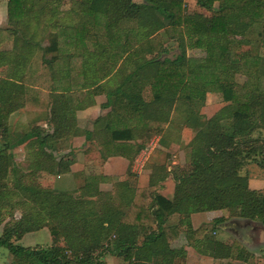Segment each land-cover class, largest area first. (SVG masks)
Returning <instances> with one entry per match:
<instances>
[{
	"label": "trees",
	"instance_id": "16d2710c",
	"mask_svg": "<svg viewBox=\"0 0 264 264\" xmlns=\"http://www.w3.org/2000/svg\"><path fill=\"white\" fill-rule=\"evenodd\" d=\"M62 1L7 0L13 26L0 28V33L12 36V47L0 49V66H6L0 79V134L8 129L10 113L23 106L31 83H39L31 61L39 48L40 61L50 69L51 81L46 83L53 91L49 128L34 123L18 139L35 135L42 146L27 159L24 173L68 171V152H54L78 134L105 145L100 157H126L128 167L114 176L116 200L99 188L105 175L95 172L84 175L75 191L38 187L17 179L22 173L13 165L15 144L1 143L0 223L13 188L33 204L5 225L0 245L21 264H101L94 257L97 248L102 254L122 256L127 264H175L177 259L185 264L184 246L171 245L180 230L168 223L173 213L238 206V216L264 225V191L249 187L241 173L246 159L256 153L264 168V54H252L250 49L264 48V0H195L209 14L187 12L184 0H68L65 9ZM254 26L259 30L253 41L247 32ZM38 29L50 34L48 44L36 39ZM160 30L180 39L173 56L167 54ZM100 44L109 49L103 59L98 58ZM188 45L203 48L205 55H188ZM48 52H53L49 58ZM151 53L156 55L147 58ZM84 62H94L100 78L89 90L81 89ZM125 64L132 67L125 69ZM236 73L245 76L243 82L236 80ZM56 75L60 78L54 81ZM207 90H217L225 102L210 116L194 105ZM100 91L106 95L101 106L109 109L95 118L93 129H81L75 111L84 105L86 95ZM173 115L181 119V126L194 129L187 140L185 165L172 170L155 163L158 170H150L147 185H131L129 177L135 174L131 164L144 146L143 134L162 132L159 141L168 144L162 136L173 125ZM168 174L174 180L172 197L158 189ZM224 219L216 216L187 229V244L200 254L243 257L246 249L241 244L213 234ZM42 224H48L52 234L60 233L70 246L77 240L84 245V254L72 258L61 244L27 249L12 241Z\"/></svg>",
	"mask_w": 264,
	"mask_h": 264
},
{
	"label": "rangeland",
	"instance_id": "374dc122",
	"mask_svg": "<svg viewBox=\"0 0 264 264\" xmlns=\"http://www.w3.org/2000/svg\"><path fill=\"white\" fill-rule=\"evenodd\" d=\"M135 1H142V0H135ZM63 3L61 4V8L65 9L68 8L70 5V2L68 0H63ZM7 0H0V28L5 29L7 27H11V23L8 20L7 16ZM184 9L187 10V12H191L193 10H199L206 14H209V11L205 8L199 7L196 4L195 0H184ZM259 26H254L249 32H247V36L251 38L253 41L257 37V31L259 30ZM40 29V28H39ZM37 30L35 33L36 39L39 40L41 44H48L50 40V34L45 30ZM6 30V29H5ZM31 30H29L30 32ZM0 33V49H10L12 47V36L8 35V33ZM162 35V42L167 48L169 49L168 55L173 56L175 53L178 52V44L180 39H178L175 35H168L163 30L159 31ZM239 36V35H236ZM245 36V34H244ZM259 36V35H258ZM37 41V40H36ZM38 42V41H37ZM244 48L249 47L248 45H244ZM35 48V46H34ZM252 54H256L257 51L264 54V48L259 47L256 48L254 45L250 47ZM105 53H108V48L104 49ZM40 50L39 48L34 49V54L31 58V61H35L36 69L34 70L33 74L37 77L36 82L39 83H31L30 91L27 92L26 95V102L30 101L32 98V94L38 93V92H45L42 98V106L43 104H47L48 100V91L50 90L48 87V84L46 83L47 78H49L50 75V69L48 68V65L44 62L40 61ZM186 53L190 56H204L205 50L201 47H194L191 45H188L186 47ZM53 54V52L46 53V57H50ZM156 55V53L148 54L146 57H152ZM141 60V59H140ZM139 60V61H140ZM30 61V62H31ZM125 69H130L132 66H126ZM6 71V66L2 65L0 67V77L4 75ZM235 78L238 82H243L245 79V76L240 73H236ZM1 79V78H0ZM41 83V84H40ZM49 83V82H48ZM44 96L47 97L44 99ZM50 101V100H49ZM48 101V105H49ZM33 102V101H32ZM32 102H30L32 104ZM225 102L222 100V95L217 90H207L205 92L204 99H196L194 102V105L198 108L199 111L203 112L206 116H210L212 113H214L218 108H220ZM41 106V107H42ZM102 107V106H101ZM103 110L101 111L102 114H105L106 111L109 109L108 107H103ZM33 110V109H31ZM45 112H47L45 108ZM44 113V110H43ZM43 113H38L41 116H43ZM37 114V115H38ZM13 119L8 121L10 122V125L8 126V129L6 132L0 134V144L6 141L14 142L15 146L11 149V152H13V165L17 166L18 171L20 170L22 175L17 176V179L20 180L22 183L30 184L33 186L38 187H47L52 188L55 190L60 191H75L78 189V187L82 184L83 176L86 174H89L91 172L82 171L80 174H75L74 179L75 181L67 182L65 180V183L63 185L60 184L58 187H48L45 186L46 184L51 185L52 179L51 176L48 174L49 172H45L46 175L50 176V179L45 182V174L42 171L35 170V172L32 174L30 172L23 171L24 166L27 165L28 160L25 159V154L28 155L31 153H34L36 151H39L42 146L40 145L37 137L35 135H31L27 137L28 139L26 142L29 143L30 141L32 144L26 145H18L21 141H18V139L23 135L24 132L28 131L34 124V122H24V116L21 113H18V115H15ZM21 118H18V117ZM27 117L33 118V113L28 114ZM46 118V113L45 116ZM15 118V119H14ZM181 119L177 118L175 115L172 116V123L173 125H169L168 129L165 128L164 132H167L165 137L162 136V138H165V141L168 142V144L162 145L160 143V138L162 135V132L150 130V132H147L146 134H143V141H145L144 146L142 149H140L136 155L133 157L131 169L136 172L137 176H133L131 185H135L137 187L139 186H145L148 184V179L146 177V174L144 173V168L147 166L150 167V170L155 172V170H158V168L155 169V163L164 164L167 169H176L177 165H185V159H186V151H187V140L193 135L194 129L191 127H185L181 126L180 124ZM175 122V123H174ZM93 127L92 129L94 128ZM44 128H49L48 126H45ZM152 131V132H151ZM256 134V132H255ZM262 134L264 136V130H262ZM25 139V140H26ZM31 139V140H30ZM95 139V138H92ZM167 139V140H166ZM30 140V141H29ZM96 140V139H95ZM95 140H89V143L85 146V148H90L91 150L95 151V154L100 156V151H105V145L100 147V144H98ZM29 141V142H28ZM67 140L64 141L66 143ZM18 142V143H17ZM68 143V142H67ZM34 147H37L34 150ZM258 153L254 154L252 157H249L246 159L242 169L241 173L245 174L248 178V186L251 188L260 189L261 191H264V168L259 165V155ZM92 157V156H91ZM89 157V158H91ZM99 160V159H98ZM75 162V161H74ZM73 162V163H74ZM100 162V160H99ZM127 162V161H126ZM72 163V162H71ZM94 163H98V161H94ZM75 165V164H74ZM143 165V166H142ZM76 166V165H75ZM124 166V165H123ZM122 166V167H123ZM96 167V166H95ZM128 167V164H127ZM97 168H100L97 166ZM96 168V169H97ZM155 169V170H154ZM88 170L90 171V168L88 167ZM71 171V165L70 169L65 172ZM126 171V170H125ZM61 172V173H65ZM96 172V171H94ZM150 172V171H149ZM31 174V175H29ZM44 174V175H40ZM59 174V173H56ZM101 174V173H100ZM99 174V175H100ZM149 174V173H148ZM156 174V173H155ZM33 175V176H32ZM140 175H143V178H140ZM115 175L109 174L105 175L104 178L99 183V188L106 190V197L111 200H116L117 198V192L116 187L113 186V179ZM11 178L8 177L6 179L7 183L11 184ZM30 178V179H29ZM149 178V177H148ZM173 178L171 174H168V176L163 181V184L158 187V189H161L162 192L167 195L168 197H172L173 193ZM102 183V185H101ZM56 184H59L56 181ZM103 187V188H101ZM12 199L7 203V214H4L3 220L0 223V236L3 234L5 228V225L9 223V225L12 224L14 219H17L21 216L22 212H24V209L30 208L32 206V201H30L27 198H22L21 192L17 189L13 188L11 190ZM3 212V211H1ZM239 213V207L238 206H231L229 208H222V209H215V210H209L206 212H197L194 217V225H197L198 223L201 224V222L208 220L211 222V219L216 216H223L226 219H224L222 222L228 221L230 219H235L239 222H244L245 218H242L238 216ZM180 217L177 220L175 218L168 220V222H178L179 225L182 227L183 232L182 235L178 239H173L171 241V244H173L174 247L184 246V249L187 251V258L185 264H264V225L261 224L258 221H251L254 225V228H250L247 231H244V236H241L239 231L233 227H228L226 229L221 228L219 225L217 229L214 230V235L218 238H221L225 242L232 243L234 241H237L239 244H241L245 249L246 252L243 254V257L241 258H233V257H213L212 255H209L207 253L200 254L197 250H195L192 246L187 244L186 239L184 238L185 231L192 227V223L190 222L191 214H179ZM48 224L51 223V221H47ZM48 224H42L37 229L26 231L22 234L19 238H12V241L17 244H21L22 246L26 247L27 249H38V248H47L50 245L53 244H61L64 245V247L67 249L66 252L70 257H74L77 253V255H83L82 253L84 251V245L79 244L77 240L71 242L72 246H70V243L67 244V242L64 240L63 236L59 233L57 239H49V233L50 232L48 228ZM198 224V225H199ZM239 225V224H238ZM240 226L244 228H248L245 224H240ZM34 231V232H32ZM51 233V232H50ZM52 234V233H51ZM55 242V243H54ZM109 245V242H108ZM111 245L107 248V250L111 249ZM101 249L97 248L94 252V257L96 260H98L101 264H127V260H125L122 256L110 253L109 251L105 252L104 254L101 253ZM82 253V254H81ZM176 260L175 264H180L181 260ZM0 264H21L17 258L13 256V254L8 250L7 247L4 245H0Z\"/></svg>",
	"mask_w": 264,
	"mask_h": 264
},
{
	"label": "crops",
	"instance_id": "0c3cea01",
	"mask_svg": "<svg viewBox=\"0 0 264 264\" xmlns=\"http://www.w3.org/2000/svg\"><path fill=\"white\" fill-rule=\"evenodd\" d=\"M106 48H108L106 45H103V44L98 45V58L99 59H103L108 55L109 49H108V53L104 52L105 51L104 49H106ZM82 67H83V76L80 80V82H82L81 89L82 90L92 89L98 82H100V78H99L97 70H96V65L94 62H84L82 64ZM59 78H60L59 75H56L53 80L57 81V80H59ZM49 81H51V78L49 79ZM56 86L61 87L62 85L60 83H58ZM44 93L45 92H43V93H41V92L35 93L34 92L32 94L33 96L31 98V100L27 101V102H26V95H27V93H26L25 102H24L23 106L12 111L8 117V121L10 120L11 117H12L11 118V120H12L13 117L16 118L15 115H18V113H21L24 116V122L23 123L27 122V124H28V122H32V123L34 122L35 124H38L41 127H45V126L49 127V123L47 121V115H48V111H49L48 101L50 98V94H52L53 91H51V90L48 91V94H47L48 100H46L47 104L45 103L42 106L41 101H42L43 95H45ZM90 96L86 95L84 105L77 108L75 111L76 124L81 129H88V130L92 129L93 124H95V118L98 117L102 113L101 111L103 110L102 109L103 107H101V103L106 100L105 93L101 92V91L98 93H92V95H90ZM45 98H47V97L44 96V99ZM30 102H32V104ZM45 108H46L47 112H45ZM31 109H33V110H31ZM43 110H44V113H43ZM40 112L43 113L44 115L41 116L40 114H38ZM30 113H33V118L30 119V117H27V119H25V117ZM45 113H46V118L44 117ZM18 118H21V117L19 116ZM9 125H10V122L8 123V126ZM27 140L28 139L21 141L18 145H20V144L22 146L26 145ZM88 143H89V141H86L83 134L74 135L71 138H68L66 143H65L68 146H66L64 148H59V150L55 151L54 153L59 154V153H67L68 152V157L70 158V160L72 162L71 163V171L65 172V173H59V174L49 172L48 174L51 176V179H52L51 183L52 184L51 185L46 184L45 186L58 187V186H60V184L63 185V183H65V180L67 182H69L68 184H70L71 182L75 181L74 175L80 174L82 171H87V172L96 171L95 173H99V174L101 173L102 175H109V174L121 175L125 172V170L127 169V164H128V159L126 157H124L122 155H109L107 157H100L97 154H95L94 150H91L90 148H85V146ZM27 144H32V142L30 141ZM35 148H37V147H34V150H37ZM71 148H73L74 151H70ZM34 153H31V154L28 153V155L25 154V159H28ZM89 157H91V158H89ZM98 159L100 160V162ZM94 161H98V163H94ZM97 166L100 168H97ZM88 167L90 168V171L88 170ZM39 171H42L44 174H45V172L46 173L48 172V171H44V170H39ZM149 171H150V167L148 168L146 166L144 168L143 175L146 174L147 179H148ZM34 172H30V173L33 174ZM133 172L135 173L133 176H137L136 172L134 170H133ZM44 174H40V175L42 176ZM29 175H31V174H29ZM143 175H140V178H143L142 177ZM45 176H47V178H45L46 179L45 182H46L50 179V176H48L46 174H45ZM133 176L129 177L130 183H131L132 179L134 178ZM56 181L59 184H56ZM101 185H102V183H101ZM173 187H174V182H173ZM101 188H103V187H101ZM103 189H106V188H103ZM159 190L162 192L161 189H159ZM104 191L106 193V190H104ZM172 195H173V193H172ZM206 211H209V210L197 211V212H206ZM197 212L191 213V217H190L191 221L190 222L192 223V227H196L199 224L198 223L197 225H194V222H195L194 217H195V215H198V214H195ZM175 217H177L176 219L178 220L180 217L179 213L176 212V213L171 214L169 217V220L173 219ZM205 221H208V220H205ZM168 223L177 224L179 226L180 230L178 232V235L174 238L175 240L178 239L182 235L181 234L183 232L182 227L179 225L178 222H168ZM32 232H34V231H32ZM48 233H49L48 237L50 240H52V239L59 240V238H58L59 234H51L49 231H48ZM184 238H185V235H184ZM171 245L173 246V244H171Z\"/></svg>",
	"mask_w": 264,
	"mask_h": 264
},
{
	"label": "water",
	"instance_id": "95a60500",
	"mask_svg": "<svg viewBox=\"0 0 264 264\" xmlns=\"http://www.w3.org/2000/svg\"><path fill=\"white\" fill-rule=\"evenodd\" d=\"M242 221H244V222H239V221H237V220H235V219H230V220H228V221H225V222H221V223H219L218 225L221 227V228H223V229H226V228H228L229 226L231 227V226H236V228H240V224H245V225H247V227L249 228H254V225L252 224V222L250 221V220H248V219H244V220H242ZM239 224V225H238Z\"/></svg>",
	"mask_w": 264,
	"mask_h": 264
},
{
	"label": "flooded vegetation",
	"instance_id": "af4514ba",
	"mask_svg": "<svg viewBox=\"0 0 264 264\" xmlns=\"http://www.w3.org/2000/svg\"><path fill=\"white\" fill-rule=\"evenodd\" d=\"M231 227L237 229V230L239 231V233H240L241 236H244V231L249 230V228H244V227H242V226H240V228H236L235 225H234V226H231Z\"/></svg>",
	"mask_w": 264,
	"mask_h": 264
}]
</instances>
